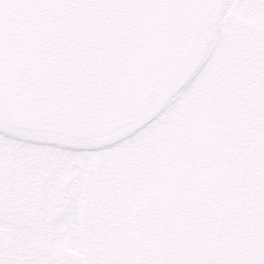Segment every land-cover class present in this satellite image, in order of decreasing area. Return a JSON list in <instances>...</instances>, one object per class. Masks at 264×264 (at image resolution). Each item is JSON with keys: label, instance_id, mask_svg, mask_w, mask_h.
Returning <instances> with one entry per match:
<instances>
[{"label": "rangeland", "instance_id": "obj_1", "mask_svg": "<svg viewBox=\"0 0 264 264\" xmlns=\"http://www.w3.org/2000/svg\"><path fill=\"white\" fill-rule=\"evenodd\" d=\"M84 3L88 7L86 31L92 40L95 32L105 34L116 24L122 28L121 34L114 36V30L107 34V39H113L107 50L122 55L116 72L110 67L104 70L108 94L104 96L111 105L96 109L98 119L88 120L99 122L100 127L102 123L107 138L115 139L134 132L153 116L156 119L152 128L135 138L134 145L110 151L115 157L111 183L119 187L98 193L94 203L82 199L73 218V232L54 244V216L37 224L9 215V240L34 232L27 252L37 264L57 259L132 264L137 255L130 240L132 224L174 229L175 217L205 204L210 221L201 230V238L205 239L202 255L210 258L207 264H247L249 260L264 264V0ZM57 7L61 12L58 19L50 16L51 22L62 20L55 26L65 29H56L52 38L62 34L68 40L70 30L63 24L74 22L77 13ZM112 7L120 13L112 10L110 14ZM6 36L0 33V81L7 97L24 104H35L34 95L50 97L48 81L30 92L29 79L18 69V50ZM210 54L200 77L183 91L174 107H166ZM132 63L135 70H130ZM61 69L51 76H67L65 65ZM125 76L133 84L124 81L123 88L115 91L119 77ZM62 80L63 88L56 87L52 94L74 101L75 95L64 88L67 80ZM143 84L149 86L150 97ZM28 120L54 122L46 116L30 119L28 115L21 121ZM27 151L33 158L39 154V150ZM22 155H10L9 165L15 168ZM164 212L172 223L165 216V222L161 221ZM27 215L37 216V208L29 209ZM20 223L24 227L18 231L15 225ZM156 234L161 236L163 231ZM74 239L76 247L71 246ZM155 240L162 245L160 238Z\"/></svg>", "mask_w": 264, "mask_h": 264}, {"label": "snow or ice", "instance_id": "obj_2", "mask_svg": "<svg viewBox=\"0 0 264 264\" xmlns=\"http://www.w3.org/2000/svg\"><path fill=\"white\" fill-rule=\"evenodd\" d=\"M35 0H0V17L5 6H23ZM201 64L192 79L179 90L166 107H174L183 91L191 87L192 82L200 77L201 72L211 60ZM143 89L151 96L147 84ZM93 91L94 85H89ZM8 97L6 87L0 81V264H37L28 256L27 244L34 237V232L25 233L22 239L13 237L9 240L7 217L15 215L18 220L31 219L42 224L46 217L54 216L56 225L55 244L74 231V216L82 199L95 202L98 193L111 191L119 186L111 183L115 157L110 151L125 144H135V138L144 130L150 129L156 119L153 116L134 132L108 139L101 123L95 131L86 132L72 127L66 122H48L40 120L14 121L4 107ZM93 95H87L83 102L81 116L84 119L96 118L98 112L90 105ZM146 102H151L146 98ZM28 149L39 150L34 158ZM23 154L16 160V167L9 165L12 154ZM33 159L37 162L34 163ZM129 207L132 202L128 201ZM37 208V216L28 217V210ZM22 230V223L15 225ZM13 241H15L13 243ZM76 247L75 239L72 242ZM51 264H79L78 261L53 260ZM113 264H127L124 260ZM247 264H256L249 260Z\"/></svg>", "mask_w": 264, "mask_h": 264}, {"label": "trees", "instance_id": "obj_3", "mask_svg": "<svg viewBox=\"0 0 264 264\" xmlns=\"http://www.w3.org/2000/svg\"><path fill=\"white\" fill-rule=\"evenodd\" d=\"M85 1L35 0L33 3L19 7L6 5L3 16L0 17V33L7 35L5 37L7 42L17 48L18 69L29 79L30 92H32V89L43 88L46 81L52 84V86L50 85V92L49 90L47 92L50 97L45 94L42 97L34 95V103L57 105L72 109L80 115L87 95L95 97L94 102L90 105L92 110H103L111 105L110 99L105 97L108 94L105 91L107 78L104 70L110 67L113 72H116L117 69L114 68L120 63L119 58L122 56L120 53H111L106 48L113 41L112 38L107 39V34L112 30H114V36L122 32V28L117 24L113 28H108L105 34L95 32L93 38L96 37V39H91L92 35L90 31H86L88 28L85 25L87 22L85 21L86 9H88L87 5L85 6ZM80 2L82 4H79ZM56 3L58 6H65L64 9H67V13L72 10L77 13L72 17L75 19L74 22L66 21L63 24L70 30L67 32L71 36L67 38L68 40L62 34L60 37L52 38L56 29L64 28L55 26L60 24L62 20H53L55 24L51 22L52 18L50 16L57 18L58 13L61 12ZM112 10L120 13L117 7H112L110 14ZM60 17L61 19L64 18L62 15ZM94 49L100 51V53L97 54ZM63 65H65V71L68 75L60 73L58 76L52 77L53 73L62 71L61 67ZM134 66L135 64L132 63L130 70H135ZM63 78L68 82L64 87L67 93L75 95L74 101L65 99V96L56 97L51 92L56 87L63 88ZM125 78L122 80L119 77V84L115 91L123 88L124 81L133 84L130 76H125ZM89 85H94V89L97 88V90L95 89L94 92L92 88H89ZM43 96L45 97L43 98ZM207 200V198H204L206 203ZM174 201H177V199H174ZM204 205L190 207L191 209L187 213L185 211L182 213L183 215L181 214L182 216L173 219L177 228L169 227L170 229L168 228L163 232L164 237L161 239L166 247L177 249L181 246H198L204 243L205 239L202 240L201 238V230L210 221V218L208 219L206 215L205 209L207 208ZM164 214L165 212L160 216L161 221H164L163 216H165V221L172 223L173 220H169L168 215ZM176 254H179L177 250H175L173 256H177Z\"/></svg>", "mask_w": 264, "mask_h": 264}, {"label": "flooded vegetation", "instance_id": "obj_4", "mask_svg": "<svg viewBox=\"0 0 264 264\" xmlns=\"http://www.w3.org/2000/svg\"><path fill=\"white\" fill-rule=\"evenodd\" d=\"M9 101L14 103H21L20 101L12 100L8 98ZM24 104V103H22ZM50 108L54 109V119H52L56 123L60 122H66L67 123V117L66 115H63V111L67 110V108H63L57 105H50L48 106ZM26 114H23L21 117V120L26 117ZM97 122V121H96ZM98 125L100 128V123L98 122ZM98 128H95L97 130ZM94 130V131H95ZM133 225V231L134 234L131 236L130 240L134 244V249H136L137 245H148L153 248L155 252L154 259L148 261V262H141L138 261L135 257L132 264H207L210 258L209 256L202 255L204 253L203 245H188V246H181L177 249H174L173 247H166L164 243L162 245H159L155 239H162L164 237V234L159 236V234H156L158 231H165L167 230L168 226L160 227L158 225H148V224H142V223H134ZM152 237L155 239L152 240ZM175 250L179 254H176L177 256H173V253H175Z\"/></svg>", "mask_w": 264, "mask_h": 264}, {"label": "water", "instance_id": "obj_5", "mask_svg": "<svg viewBox=\"0 0 264 264\" xmlns=\"http://www.w3.org/2000/svg\"><path fill=\"white\" fill-rule=\"evenodd\" d=\"M5 108L9 110V116L14 120L19 122L23 114H27L31 119L33 116L37 115H45L50 119H54L53 113L54 109L50 108L46 105H24L21 103H14L7 99L4 104ZM63 115L67 117V123L72 126L81 129L82 131L91 132L95 128H97V124L93 121H88L79 117L76 113L71 110L63 111ZM137 250L139 251V255L137 256V260L141 262H148L155 257V252L152 247L148 245H137Z\"/></svg>", "mask_w": 264, "mask_h": 264}]
</instances>
